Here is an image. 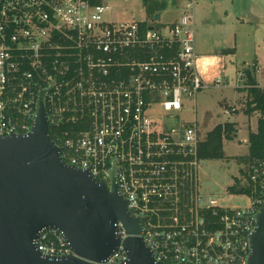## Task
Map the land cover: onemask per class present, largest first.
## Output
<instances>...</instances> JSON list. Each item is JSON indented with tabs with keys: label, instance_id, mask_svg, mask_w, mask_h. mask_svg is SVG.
Masks as SVG:
<instances>
[{
	"label": "built area",
	"instance_id": "2783aa9c",
	"mask_svg": "<svg viewBox=\"0 0 264 264\" xmlns=\"http://www.w3.org/2000/svg\"><path fill=\"white\" fill-rule=\"evenodd\" d=\"M114 1H0V137L28 133L46 90L49 132L63 159L98 181L114 172L155 258L248 264V236L264 204V158L240 169L236 188L248 194L249 206L225 208L204 192L201 147L208 133L185 113L200 91L225 78L201 72L195 0H185L168 22L109 20ZM246 72L238 75L248 87ZM118 235L127 237L121 222ZM35 243L46 256L72 253L55 228L41 231ZM126 258L121 245L101 264Z\"/></svg>",
	"mask_w": 264,
	"mask_h": 264
},
{
	"label": "water",
	"instance_id": "95a60500",
	"mask_svg": "<svg viewBox=\"0 0 264 264\" xmlns=\"http://www.w3.org/2000/svg\"><path fill=\"white\" fill-rule=\"evenodd\" d=\"M154 18L161 20L162 13ZM246 74L254 80L250 70ZM45 94L28 133L0 137V264H101L121 245L127 260L120 264H166L143 239L142 219L129 210L114 172L110 181H98L63 159L49 132L54 123ZM255 220L248 264H264V204ZM119 222L127 232L123 239ZM48 228L63 234L72 253L46 256L38 249L35 240Z\"/></svg>",
	"mask_w": 264,
	"mask_h": 264
},
{
	"label": "rangeland",
	"instance_id": "374dc122",
	"mask_svg": "<svg viewBox=\"0 0 264 264\" xmlns=\"http://www.w3.org/2000/svg\"><path fill=\"white\" fill-rule=\"evenodd\" d=\"M154 2L156 13H162L165 21L169 16H175L173 19L178 17L185 0ZM195 2L198 50L202 54L211 51L224 55L226 68L216 78H225V83L202 90L196 99H191L185 119L193 122L196 118L204 134L219 124L229 122L235 125L237 136L223 141L224 157L201 160V184L204 192L213 194L221 206L244 208L250 205V197L245 191L237 192L236 183L243 163H247L245 159L250 154L247 141L250 133L257 131L260 114L245 113L248 95L244 88L247 81L238 74L241 70H250L256 83L264 86V0ZM112 6L115 17L108 16L109 20L150 22L154 19L143 0H115ZM233 48L235 52L231 54ZM224 49L229 53H223ZM257 60L259 71L255 70ZM232 107L236 111L231 112Z\"/></svg>",
	"mask_w": 264,
	"mask_h": 264
},
{
	"label": "trees",
	"instance_id": "16d2710c",
	"mask_svg": "<svg viewBox=\"0 0 264 264\" xmlns=\"http://www.w3.org/2000/svg\"><path fill=\"white\" fill-rule=\"evenodd\" d=\"M143 4L147 11H151L152 15L155 16L156 5L154 0H143ZM248 84L249 86L244 88L248 95L245 113L252 114L257 112L260 114V118L258 119L257 131L250 133L248 140L250 154L245 159V162L264 158V88L256 83L255 77L253 81L248 80ZM237 133L238 130L235 125L229 122L215 126L213 130L208 132L206 141L201 147L202 159H222L224 157L223 141L225 139L232 140L237 136Z\"/></svg>",
	"mask_w": 264,
	"mask_h": 264
},
{
	"label": "crops",
	"instance_id": "0c3cea01",
	"mask_svg": "<svg viewBox=\"0 0 264 264\" xmlns=\"http://www.w3.org/2000/svg\"><path fill=\"white\" fill-rule=\"evenodd\" d=\"M175 16H169L167 20H162L163 14H162V18L161 20L163 22H168L171 21ZM231 49V48H228ZM198 50V47H197ZM224 49L223 53H229V52H225ZM206 52V53H205ZM203 54L199 52L198 50V54L200 55V60H201V72L204 76L209 77V78H214L217 77L219 74L223 73V69H225L226 67V59H224V55L221 53H214L211 51H205ZM235 52V48L232 49L231 54H233ZM205 61H210V63L205 64ZM246 62V61H245ZM259 63V60L256 61V64ZM258 66L260 67V65L258 64ZM252 72V71H251ZM218 74V75H217ZM252 76H253V72H252ZM260 85V84H259ZM263 86V85H261ZM232 112V111H231Z\"/></svg>",
	"mask_w": 264,
	"mask_h": 264
},
{
	"label": "clouds",
	"instance_id": "9594fccd",
	"mask_svg": "<svg viewBox=\"0 0 264 264\" xmlns=\"http://www.w3.org/2000/svg\"><path fill=\"white\" fill-rule=\"evenodd\" d=\"M210 63V61H205V64Z\"/></svg>",
	"mask_w": 264,
	"mask_h": 264
}]
</instances>
